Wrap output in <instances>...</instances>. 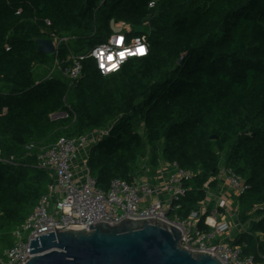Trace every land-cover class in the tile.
<instances>
[{
    "label": "trees",
    "instance_id": "16d2710c",
    "mask_svg": "<svg viewBox=\"0 0 264 264\" xmlns=\"http://www.w3.org/2000/svg\"><path fill=\"white\" fill-rule=\"evenodd\" d=\"M148 4L0 0V149L14 157L0 161V256L53 181L39 166L41 148L108 127L86 163L99 188L132 182L145 164L155 175L163 162L177 163L194 171L177 201L176 215L187 219L232 168L249 187L236 196L247 228L231 243L264 263V0ZM118 26L146 35L150 49L104 75L89 53ZM64 36L57 53L37 50V38ZM71 54L88 55L81 78H49L56 58L71 65Z\"/></svg>",
    "mask_w": 264,
    "mask_h": 264
},
{
    "label": "built area",
    "instance_id": "2783aa9c",
    "mask_svg": "<svg viewBox=\"0 0 264 264\" xmlns=\"http://www.w3.org/2000/svg\"><path fill=\"white\" fill-rule=\"evenodd\" d=\"M159 1L156 0V4ZM121 33L125 36L122 47L132 45L135 38L141 37H129L125 31ZM109 37L95 46L89 56L93 57L91 53L97 47L107 45ZM52 39L56 44L57 53L59 44L67 42L69 38L64 36ZM86 56L88 55L71 54L69 58L72 59V64L65 66L56 58L50 68L49 78L60 71L71 83H75L82 76V60ZM132 57L142 56H129L121 63L119 70ZM93 58L97 65L96 58ZM108 130V127H104L79 137H61L49 146L41 148L38 156L39 166L50 171L53 181L23 225L15 230V243L0 256V264H22L26 254L31 253L30 243L33 235L42 226L54 225L68 229L70 225H85L90 230V223L100 220L119 221L125 216H154L177 224L184 233L181 239L184 247L192 251L210 252L224 264H264L256 262L253 256L242 255L240 247L231 243L233 236H225L233 225L239 231L247 228V224L240 221L236 196L245 192L249 186L232 168L222 169L217 190L208 188L207 200L187 219L176 215L181 207L177 201L186 194L185 180L193 177L194 171L180 167L177 163L163 162L155 175L147 174L149 168L145 164L132 182L117 178L107 190L97 186L96 179L91 176L88 167L86 173L78 175L74 164L80 149L106 135ZM28 147L31 149L35 145L30 144ZM0 161L14 162V157L4 156L0 149ZM225 193L233 199H226ZM206 212L205 224L209 229H202L198 223ZM209 220L212 222L209 223Z\"/></svg>",
    "mask_w": 264,
    "mask_h": 264
},
{
    "label": "water",
    "instance_id": "95a60500",
    "mask_svg": "<svg viewBox=\"0 0 264 264\" xmlns=\"http://www.w3.org/2000/svg\"><path fill=\"white\" fill-rule=\"evenodd\" d=\"M37 50L56 52L52 38H37ZM185 55L179 59L183 63ZM65 113L56 114V116ZM180 226L163 219L125 216L68 229L54 225L38 228L31 253L22 264H224L216 255L192 251L181 244Z\"/></svg>",
    "mask_w": 264,
    "mask_h": 264
},
{
    "label": "clouds",
    "instance_id": "9594fccd",
    "mask_svg": "<svg viewBox=\"0 0 264 264\" xmlns=\"http://www.w3.org/2000/svg\"><path fill=\"white\" fill-rule=\"evenodd\" d=\"M155 4L156 0H149L148 7H154ZM124 27L127 31H131L129 25H124ZM124 39L125 36L118 26L115 28L113 36L109 37L108 44L97 47L91 53L96 58L97 67L102 74L118 71L121 63L129 56H146L148 54L149 44L146 35L135 38L132 45L122 47ZM111 45H115V47H110ZM211 222L209 220V223Z\"/></svg>",
    "mask_w": 264,
    "mask_h": 264
},
{
    "label": "crops",
    "instance_id": "0c3cea01",
    "mask_svg": "<svg viewBox=\"0 0 264 264\" xmlns=\"http://www.w3.org/2000/svg\"><path fill=\"white\" fill-rule=\"evenodd\" d=\"M92 143H89L88 145H86L85 147L81 148L79 151V154L75 160V172L78 175L84 174L87 172V166H86V162L89 156V152H90V146ZM225 198L228 199V194L225 193Z\"/></svg>",
    "mask_w": 264,
    "mask_h": 264
},
{
    "label": "rangeland",
    "instance_id": "374dc122",
    "mask_svg": "<svg viewBox=\"0 0 264 264\" xmlns=\"http://www.w3.org/2000/svg\"><path fill=\"white\" fill-rule=\"evenodd\" d=\"M39 71H41V72H45V71H47V68L46 67H40L39 68ZM100 132H102V131H100ZM230 199H233V197H231V196H228ZM234 199H236V198H234ZM236 204V203H235ZM171 216H173V214H171ZM245 224V223H244ZM237 232V227L235 226V225H233L232 226V228L230 229V231H228L227 233H228V235H225L226 236V238H229L228 236H233L234 235V233H236Z\"/></svg>",
    "mask_w": 264,
    "mask_h": 264
}]
</instances>
